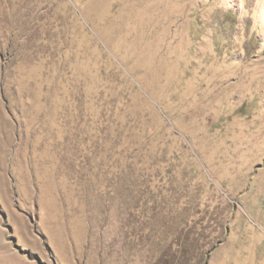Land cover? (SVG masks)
Instances as JSON below:
<instances>
[{"label": "rangeland", "instance_id": "obj_1", "mask_svg": "<svg viewBox=\"0 0 264 264\" xmlns=\"http://www.w3.org/2000/svg\"><path fill=\"white\" fill-rule=\"evenodd\" d=\"M0 264H264V0H0Z\"/></svg>", "mask_w": 264, "mask_h": 264}]
</instances>
